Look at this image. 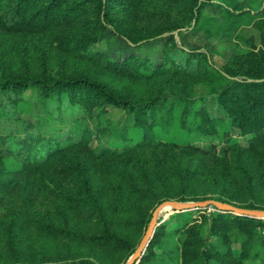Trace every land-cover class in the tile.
I'll return each instance as SVG.
<instances>
[{"label":"trees","instance_id":"trees-1","mask_svg":"<svg viewBox=\"0 0 264 264\" xmlns=\"http://www.w3.org/2000/svg\"><path fill=\"white\" fill-rule=\"evenodd\" d=\"M253 2L222 7L223 31L247 48L219 66L175 34L193 25L212 36L203 10L213 0H0V259L20 263L36 235L44 264L45 240L98 260L64 264H124L139 244L127 227L147 229L164 200L264 209V1ZM246 15L258 43L240 31ZM106 32L130 49L121 60L94 49ZM155 42L159 58L137 51ZM34 105L47 118L27 119ZM76 108L86 117L52 134L56 113ZM227 125L248 146L225 132L220 155L214 140ZM184 213L156 228L137 264H264V219Z\"/></svg>","mask_w":264,"mask_h":264},{"label":"rangeland","instance_id":"rangeland-1","mask_svg":"<svg viewBox=\"0 0 264 264\" xmlns=\"http://www.w3.org/2000/svg\"><path fill=\"white\" fill-rule=\"evenodd\" d=\"M253 0H213L216 4L214 5H207L203 10V18L211 17L212 19L208 21L209 27L213 30L212 36L208 37L204 31H200L194 28V26L186 27L180 29L175 32L177 40L180 41L185 47L187 48H208L212 54L213 60L219 65H223L231 55L237 52L240 48L245 50V47L242 41L238 40L234 36L230 35V33L223 31L224 28L227 27L228 22L226 21L224 14L222 12V7L227 6L229 3H243L246 8L251 7V2ZM264 0H254L255 5H261V2ZM255 18L253 15H246L241 20H239V27L241 28L240 31L246 37L252 36L255 41L258 43L259 41V32L253 25ZM164 47L163 42H155L149 45H144L141 48H138L137 51L142 54L146 55L151 59H157L161 56V51ZM94 49L100 52H107L111 55V57L115 60H121L124 55L130 51V49L116 36L111 34L110 32L105 33V38L101 43L95 44ZM214 108L213 104L210 105ZM214 110V109H213ZM214 114V113H212ZM27 119L31 121H35L36 119H45L46 113L43 108L39 107L38 105H34L31 115H24ZM56 117H59L57 121H53L51 125V133L54 135H58L59 138L62 139L63 136H68V128L69 125L78 118H85L86 117V110L83 108H76L73 112H64L63 114L59 115L56 113ZM84 124L93 126L95 123L90 120L83 121ZM225 132H229V134L238 139L242 146H248V140L245 136L240 134V131L237 128L229 127L228 125L225 127L219 128V138L214 140V143L217 144V151L220 155L224 153L225 148L227 147V143L225 142ZM33 136V135H32ZM23 137V136H22ZM57 138V137H55ZM60 140V139H58ZM97 142L94 140L92 145L95 146ZM204 148L205 146L207 149H210L211 146L209 142L203 143ZM213 194H207L205 197H209ZM197 197H202V193L196 194ZM180 202H188V201H181L178 199H173ZM189 201H197V200H189ZM236 203V201H235ZM238 203V202H237ZM215 210H218L214 207L208 206L204 208H192L184 211H174V210H167L163 214L159 216L158 225L157 227L170 219L172 215L176 212H185L184 218L189 220H202V215L204 213H212ZM174 224V223H172ZM156 227V228H157ZM145 230H141L140 228H133L131 226L127 227V232L134 238L136 241L140 242L142 237L144 236ZM156 231V230H155ZM210 229L209 223L204 224L202 227V235L207 237L209 236ZM177 239L182 238V234L176 235ZM214 240V237H211ZM29 240H34L36 242V250L33 254H29L28 249L24 251L23 255L18 256L21 260L20 263H16V258L12 256L10 253H5L4 256L0 259V264H44V261H37L40 260L44 256L42 251H40V247H38V240L36 235H32L31 238L28 236L25 237V244L29 242ZM137 242V244H138ZM44 245L47 246L46 250V263L48 264H64L68 262H77L80 261L82 258H89L93 262H98L95 257L86 256L85 252L82 251L76 245L64 244L61 241L55 240H45L42 242ZM161 255V254H160ZM116 257H108L106 262H99V264H112ZM130 258V257H129ZM35 259V260H34ZM34 260V261H33ZM123 261V260H122ZM120 261V263H122ZM118 263V264H120ZM197 264H204V261H198Z\"/></svg>","mask_w":264,"mask_h":264},{"label":"water","instance_id":"water-1","mask_svg":"<svg viewBox=\"0 0 264 264\" xmlns=\"http://www.w3.org/2000/svg\"><path fill=\"white\" fill-rule=\"evenodd\" d=\"M208 206L215 207L218 210L225 212H232L238 215H246V216L264 219V209H252V208L240 207L235 204L216 200V199H205V200L188 201V202H180L173 199H167L162 201L160 204H158L155 210L153 211L152 218L144 233V236L140 240L136 250L133 252L130 258L124 264H137L141 260V257L143 256L144 252L149 246L151 239L154 236L156 227L158 225L159 216L162 214L163 211L165 210L184 211L192 208H204ZM75 264H79V263H75ZM81 264H87V263H81Z\"/></svg>","mask_w":264,"mask_h":264},{"label":"bare ground","instance_id":"bare-ground-1","mask_svg":"<svg viewBox=\"0 0 264 264\" xmlns=\"http://www.w3.org/2000/svg\"><path fill=\"white\" fill-rule=\"evenodd\" d=\"M166 211H167V210L163 211L162 214H163L164 212H166Z\"/></svg>","mask_w":264,"mask_h":264}]
</instances>
